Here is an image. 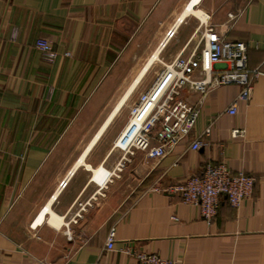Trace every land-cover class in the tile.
Masks as SVG:
<instances>
[{"label": "crops", "instance_id": "obj_1", "mask_svg": "<svg viewBox=\"0 0 264 264\" xmlns=\"http://www.w3.org/2000/svg\"><path fill=\"white\" fill-rule=\"evenodd\" d=\"M189 8L204 17L184 15ZM205 22L247 43L249 67L263 72L251 98L230 114L242 85L203 98L185 88L199 107L190 135L162 158L126 153L116 143L132 108L168 64L200 52ZM39 38L53 45L54 61ZM165 39L160 70L154 62L139 78ZM234 128L245 136L233 138ZM218 161L256 182L239 207L223 198L212 221L151 189ZM134 251L177 264H264V0H0V264H135Z\"/></svg>", "mask_w": 264, "mask_h": 264}, {"label": "built area", "instance_id": "obj_2", "mask_svg": "<svg viewBox=\"0 0 264 264\" xmlns=\"http://www.w3.org/2000/svg\"><path fill=\"white\" fill-rule=\"evenodd\" d=\"M229 17L234 18L235 15L229 14ZM172 35L173 32L169 36ZM201 41L203 47L199 53L195 51L188 56L179 55L166 66L154 85L142 93L139 103L131 110V117L137 118L138 123L131 125L126 135L116 143L120 149L126 153H133L134 148L140 149L148 157L158 159L186 139L197 122L199 107L183 94L185 88L200 93L203 98L213 87L231 83L242 85L239 96L227 109L230 114L237 112L239 99L251 98L254 80L263 72L259 68L249 67L247 43L226 39L207 22L203 24ZM36 47L48 61H54L57 57L53 45L45 38L37 39ZM210 131L209 125L205 133L209 134ZM245 132L244 128H234L231 135L233 138H241ZM200 146V139H194L191 143L193 149H199ZM123 166V163L119 165V169ZM111 175L112 172L105 176L104 184ZM255 182V175L233 170L224 161H218L207 163L202 173L175 183L162 186L156 181L151 189L176 195L184 203L199 206L203 218L212 221L218 214L223 198L231 206L239 207L244 199L253 196ZM65 184L63 181L60 186ZM76 216L81 217L80 212ZM116 235L113 226L106 238V250L114 249ZM133 253L135 264H177L155 252Z\"/></svg>", "mask_w": 264, "mask_h": 264}, {"label": "bare ground", "instance_id": "obj_3", "mask_svg": "<svg viewBox=\"0 0 264 264\" xmlns=\"http://www.w3.org/2000/svg\"><path fill=\"white\" fill-rule=\"evenodd\" d=\"M190 14V13H194L196 15H200L202 17H204V14H202L201 12L199 11H196L194 10L193 8H189L188 11H186V13L184 15H187V14ZM184 17V16H183ZM167 39H165L161 45L157 48L156 52L149 58L148 62L146 63L145 65V68L144 70L142 71L141 75L157 60H160V52L162 51V49L164 48L165 46V43H166ZM141 75L139 76V78L141 77ZM128 97V94H126L122 101L120 102L119 106L123 104V102L126 100V98ZM136 123H138V120L137 118L135 119L133 116L131 117V121H130V124L128 125L126 131L124 132L122 138L126 135V132L128 131V128L131 126V125H135ZM123 142V141H122ZM48 210V209H47ZM51 216V214H50ZM49 216V217H50ZM62 218V217H61ZM50 219V218H49ZM57 221H59V219H57L56 215H54L52 213V219H51V222L53 223V225H56V226H59V224H57Z\"/></svg>", "mask_w": 264, "mask_h": 264}, {"label": "rangeland", "instance_id": "obj_4", "mask_svg": "<svg viewBox=\"0 0 264 264\" xmlns=\"http://www.w3.org/2000/svg\"><path fill=\"white\" fill-rule=\"evenodd\" d=\"M151 56H152V55H151ZM151 56H150V57H151ZM150 57H149V58H150ZM146 63H147V62H146ZM161 66H162V64H161L160 60L155 61V68L153 69L152 72H155V73H156L157 71L160 70ZM144 68H145V66H144ZM144 68L141 69V71H140L141 73H142V71L144 70ZM148 69H149V68H148ZM148 69H147V70H148ZM147 70H146V71H147ZM146 71H145V72H146ZM140 72H139V73H140ZM145 72H144V74H145ZM141 73H140V75H141ZM144 74H143V75H144ZM140 75H139V76H140ZM143 75H142V76H143ZM130 121H131V120H130ZM129 124H130V123H129ZM104 172L107 173L106 170H104L103 173H104ZM44 219H45V214H42V216H41V220H39V222L44 221Z\"/></svg>", "mask_w": 264, "mask_h": 264}]
</instances>
